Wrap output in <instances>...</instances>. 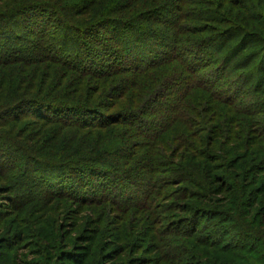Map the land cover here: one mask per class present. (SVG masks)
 <instances>
[{
    "label": "rangeland",
    "instance_id": "rangeland-1",
    "mask_svg": "<svg viewBox=\"0 0 264 264\" xmlns=\"http://www.w3.org/2000/svg\"><path fill=\"white\" fill-rule=\"evenodd\" d=\"M32 1L0 0V11L17 6L25 8L21 5ZM48 1L78 10L69 12L70 16L90 21L98 18V10L106 5L112 11L109 14L129 16L126 7L135 6L137 0L119 4L116 0H105L102 5L92 0L91 9V0ZM250 1L192 3L191 8L204 11L220 9L225 12V19L221 23L196 20L181 23L199 30L205 26L216 27L224 33L242 22L238 15L242 10L238 6ZM253 3L261 5L264 0H253ZM86 9L97 11L88 14ZM147 12L137 13L142 15L141 21L174 31L167 21H156ZM163 15L174 19L175 14L164 12ZM61 27L55 22L50 31L61 32ZM19 32L24 34L23 30ZM102 32L110 37L111 44L117 45L111 40L114 33L105 29ZM72 34L68 35L72 37ZM210 34L197 35L195 30H184L183 35L176 36L187 45ZM261 47L262 42L250 48L256 53L255 61L264 56ZM183 49L185 52L179 53L180 58L186 57L187 50ZM207 50L200 54L204 61H208L211 52ZM211 57V66L202 65L201 72L211 79L212 90L207 89L209 93L198 97L187 93L181 100L177 124L170 130L165 129L156 139L140 135L125 124L116 125L117 130H101L104 136L94 129L86 135L74 133L61 123L36 120L35 112L28 111L26 115L6 116V121H0L3 125L0 132L7 136V141L0 144L4 146L0 149V169L5 170H0V264H230L229 248L254 243L256 236L264 232V88L253 93L232 88V98L242 96L234 103H226L213 91L225 90L250 67L239 71L229 67L225 73L216 72L221 61H215L214 54ZM167 62L158 66L156 71H162V76L156 78L152 90L145 89L144 98H139L136 104L131 96H120L117 89L100 96L109 88V81L101 82L89 75L90 81L82 82L85 76L63 65L0 59V103L25 99L28 93H34L77 104L71 97H85L84 91L90 95L95 93L97 102L106 101L111 105L121 97L116 108L110 106L113 110H105L108 113L144 106L152 100L157 87L181 70L187 71V63L183 61ZM109 80L112 85L114 78ZM70 90H74L75 96H71ZM97 90L101 93H96ZM117 93H120L118 99L113 98ZM147 112L145 118L157 121L154 110ZM8 138L13 146L17 145L16 149L6 147ZM112 139L118 141L114 145L106 144L103 149L104 143ZM31 153H37L32 155L34 159L40 158L38 154L48 153L63 161L79 153L82 162L106 163L109 171L121 179L114 185L106 183L107 189L98 188L97 195L86 199L69 185L58 194L48 184L50 177L54 175L66 182L70 169H65L67 175L61 177L59 173L64 169L54 168L53 164H36L29 159ZM84 189L89 191L87 187ZM109 189L115 193H109ZM244 229L254 237L242 235ZM218 257L223 260L219 262Z\"/></svg>",
    "mask_w": 264,
    "mask_h": 264
},
{
    "label": "trees",
    "instance_id": "trees-1",
    "mask_svg": "<svg viewBox=\"0 0 264 264\" xmlns=\"http://www.w3.org/2000/svg\"><path fill=\"white\" fill-rule=\"evenodd\" d=\"M104 1L98 0L97 4L102 5ZM124 1L127 0H116L118 4ZM202 1L204 0H137L135 6H133L134 4L132 6L126 5L129 16H125L124 13L109 14L108 12L112 11H108L109 7L106 5L102 10H98V18H93L90 21L75 19L70 16L69 12L78 10H71L66 6L60 7L48 0H33L30 3L21 5L25 8L17 6L4 12L0 11V59L7 62L25 61L31 64L42 63V61L44 63L51 62L52 65L49 66L63 65L71 72L72 70L79 72L80 75L85 76L82 82L90 81L89 75H93L101 82L103 80L105 82L109 81L108 89H104L102 93L100 90L96 91V93H101L100 96L102 94L106 96L108 91L117 89L121 94L117 93L113 95V98L118 99L119 94L122 97L128 95L137 104L138 99L145 94V89L151 88L152 90L156 78L162 76V71L161 73L156 71L158 66H161L160 64L167 61V63H173L177 60L187 63V71L181 70L168 81H165L163 85L157 87L153 92L152 100L145 102L144 106L138 104L139 107L135 105L129 109L108 113L105 110H113L110 106L116 108L121 97L111 105L106 101L97 102L95 93L90 95L83 91L85 97L80 98L74 95V90H70L71 96H75L71 97L72 100L78 101L77 104H70L66 101L52 99L49 96L28 93L25 99L14 100L7 104L0 103V121H6L8 119L6 116L15 118L26 115L28 111L35 112L36 120H45L46 123H61L67 128H72L74 133L84 132L83 134L86 135L94 129L95 132L100 131V136H104L105 132L101 130L106 128L113 130L117 128L116 125L125 124L140 135L143 134L149 139H156L162 132H166L165 129L170 130L177 124L180 119L178 116L179 111L182 108L181 100L187 93L198 97L200 94L204 96L206 92L212 90L211 79L204 77L201 66H211L210 59H213L211 57L213 54L215 55V61H221L219 67L215 70L216 72L225 73L229 67L235 71L250 67L247 72H242L239 75L240 78L238 77L231 85L226 86L225 90L219 92L214 90L213 92L218 97L231 104V102L234 103L242 96L238 95L236 98H232V88L240 92L241 90L242 92L250 91L251 93L261 91L264 88V56L261 60L255 61L256 53L251 51L250 48L262 42L263 47H261V50H263L262 53L264 52V4L259 5L257 3L254 5L255 3L252 0L245 3L249 6L239 5L238 7H241L242 13L238 15H240L239 19L242 22H238L236 27L232 23L233 27L222 33L223 30L216 27L205 26V28L199 30L181 23L189 20L207 23L222 22L226 14L220 9L204 11L200 8L190 7V4H200ZM92 2L91 0L89 3L90 9L94 7ZM216 2L219 3V0H216ZM90 9H86L88 14L97 11L96 9ZM140 10L148 11L149 17L156 21H167L170 24L169 26L174 28V31L141 21L142 15H137ZM162 12L175 14L174 19H171L168 15L162 16ZM194 13L199 16L193 15ZM228 19L230 20L229 16ZM55 22L61 24L62 33L59 30L55 33L50 31L51 25ZM102 29L114 33V39L111 37V40L115 41L117 45L109 42L110 37L107 38ZM17 30H23L24 34L21 35L22 33ZM184 30L190 32L195 30L197 35L200 32L207 35L211 32V34L206 36L207 38L204 37L205 39L199 37V39L184 45V39L177 37L183 35ZM69 32L73 33L72 37L68 35ZM30 36L33 37L30 38ZM46 37H49L51 41H48ZM38 38H41L42 41L38 42ZM43 39L45 40L43 41ZM60 40H62V44ZM256 40L258 41L256 42ZM93 44H98L99 47H95ZM183 48L187 50L186 57L180 58L178 57L179 53L185 52ZM207 48L211 52L207 57L208 61H204L201 59L200 54L209 52ZM32 52H36V54H31ZM237 56L239 57L237 58ZM210 69L214 70V67H210ZM118 77L121 78L116 79ZM110 78H114L112 85ZM217 84L215 83V85ZM179 91H181L180 94ZM81 99L83 100L81 101ZM101 99L103 98L101 97ZM154 102H158V104ZM151 109L156 112L157 121L144 117V114ZM1 127L3 125L0 124ZM117 136L120 137V134L118 133ZM6 138L7 136L0 132V144ZM117 141L112 139L108 143H104L103 149L109 144H116ZM8 142L9 144L6 147H17V145L13 146L9 138ZM136 146L138 145L136 144ZM3 148L4 146L0 147L1 150ZM32 155H37V153L29 155L30 161L36 164L43 166L53 164L52 167L54 168L58 166V169H64L59 173L61 177L67 175L65 169H70V177L72 178L69 177L66 182L65 180H59L56 176L53 177L54 175L50 177L48 184L58 194H62L63 190H67V185H69L74 188L76 194L83 195V199H86L97 195V189L107 187L106 183H113L112 185H114L116 181L121 179L119 175H116L117 173L114 174L109 171L110 167L106 163L96 162L90 164L82 162L83 157L79 156V153H77L78 156L71 154V156L73 155L71 159L66 161H63V158L59 156H52L48 153L38 154L39 159L32 158ZM0 170L5 171L4 169ZM121 173L129 175L127 172ZM52 177L54 178L53 181ZM84 186L89 191H84ZM108 192L111 193L114 190L109 189ZM242 235L254 237L245 229ZM227 252L232 258L230 264H264V232L256 236L254 243H249L242 248L231 247ZM221 259L222 257H218L219 262H221Z\"/></svg>",
    "mask_w": 264,
    "mask_h": 264
}]
</instances>
